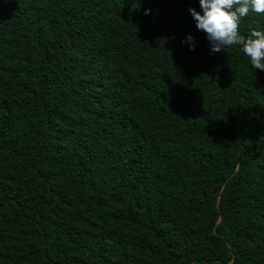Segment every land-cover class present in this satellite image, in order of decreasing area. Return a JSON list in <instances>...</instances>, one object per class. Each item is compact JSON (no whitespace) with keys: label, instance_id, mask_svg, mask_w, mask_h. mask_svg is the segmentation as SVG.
<instances>
[{"label":"trees","instance_id":"obj_1","mask_svg":"<svg viewBox=\"0 0 264 264\" xmlns=\"http://www.w3.org/2000/svg\"><path fill=\"white\" fill-rule=\"evenodd\" d=\"M189 7L0 0V264H264V71Z\"/></svg>","mask_w":264,"mask_h":264},{"label":"clouds","instance_id":"obj_2","mask_svg":"<svg viewBox=\"0 0 264 264\" xmlns=\"http://www.w3.org/2000/svg\"><path fill=\"white\" fill-rule=\"evenodd\" d=\"M199 11L189 7V15L197 31H203L209 52L224 51L229 46H238L248 58V67L264 71V30L250 29L241 35L237 28L241 18L249 12L264 13V0H197ZM145 9L144 14L147 15ZM187 42L193 50V37L186 34L181 43Z\"/></svg>","mask_w":264,"mask_h":264}]
</instances>
